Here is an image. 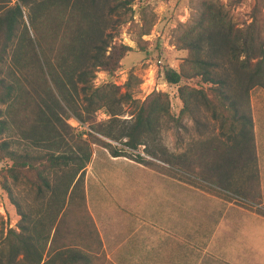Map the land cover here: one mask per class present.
<instances>
[{"label": "trees", "instance_id": "1", "mask_svg": "<svg viewBox=\"0 0 264 264\" xmlns=\"http://www.w3.org/2000/svg\"><path fill=\"white\" fill-rule=\"evenodd\" d=\"M11 1L0 0V10ZM132 1L126 0V4ZM67 7V3L58 7L57 13L61 14L54 15L56 20L47 24L49 31L44 25L34 24L38 46L28 31L25 33L13 53L14 83L2 76V69L16 38L21 4L0 14V103L10 101L9 120L0 117V134L12 131L24 138L52 141L56 145L34 155L10 149L9 141L0 143V160L4 161L1 185L20 216L16 227L9 225L1 231L0 264H97L99 258L105 257L85 191V172L92 154L90 144L112 146L105 138H126L124 147L111 148L114 156H128L171 176L191 174L218 190L229 191L231 173L251 164L255 167L256 183L253 186L249 182L244 194H238L250 204L258 203L261 193L248 95L254 87L264 88V0H251L249 20L241 25L224 5L207 1L178 36L177 44L187 54L178 68L164 64L162 75L166 82L179 84L183 102L180 113L192 111L194 104L202 102L219 121L221 136L219 139L215 135L208 136L204 149L184 150L178 154L162 143L163 121L173 119L168 95L162 91L154 90L145 100L135 101L136 114L130 119L118 117L121 111L108 112L110 117L106 120L96 119V110L107 100L116 98L119 89L115 83L95 86L96 71L115 73L125 55L134 48L104 40L88 57L87 44L93 37L89 19L82 6ZM66 14L69 17H65ZM150 30V27L144 29L141 35ZM218 55L228 58L238 81L235 89L229 82L228 68L219 72L218 63L211 59ZM84 59L88 60L89 67L78 75L85 101L83 109H79L73 101L72 89H76V83L72 75L76 62ZM161 62L159 58L157 64ZM46 72L64 103L50 85ZM194 77L208 86L204 88L201 84L197 88L181 84L183 78ZM133 78L137 75L131 71L127 83L131 85ZM140 82L138 78L137 83ZM120 96L137 100L129 90ZM64 115L88 123L89 130L76 132ZM60 116L63 120L57 122ZM139 145H145L149 159L139 155L141 153L134 157L132 150L137 151ZM69 165L73 166V172L53 187L46 172H57ZM8 177L23 178L40 193L44 186L48 187L52 194L46 206L31 217L14 196ZM258 210L264 214V209Z\"/></svg>", "mask_w": 264, "mask_h": 264}, {"label": "rangeland", "instance_id": "2", "mask_svg": "<svg viewBox=\"0 0 264 264\" xmlns=\"http://www.w3.org/2000/svg\"><path fill=\"white\" fill-rule=\"evenodd\" d=\"M207 1L209 2L212 0H133L131 4H126V0H12L0 10V14H6L10 8L15 7L17 4H21V15L18 17L16 26V38L12 42L6 61L3 64L2 76H4L8 82L11 81L14 83L13 53L17 45H19L24 39L27 31L31 35L36 46H38L34 33V24L44 25L47 28L50 20H56L53 18L54 15L57 17L60 16L61 12L57 13V10L61 4L67 3L68 7L77 4L78 6H82L86 18L89 19L91 30L93 31V37L87 44L88 50L86 54L88 57L95 52V47L103 43L104 40L111 41L112 43L115 42L117 44L124 43L131 45L134 48L125 55L122 59L121 66L115 71V73L109 74L103 69H98L96 71V78L94 79L95 86H100L105 83H115L119 87L118 92L116 93V98L107 100L101 108L96 110L94 113L96 119L98 121L106 120L110 117L108 112L119 111L121 112L117 114L118 117H121L122 119H130L136 114L135 101L145 100L154 90L162 91L168 95L171 114L173 115V119L168 118L163 121L160 131L162 143L175 154L184 150L192 149L193 151H198L199 149H204V147H207L206 139L209 138L208 136L215 135L218 136V139L221 137L219 135V121L212 117L211 111L202 102L194 104L192 106V111H188L185 114L180 113L183 102L179 94V84L166 82L162 75V68L164 64L176 68L180 66L187 51L178 46V36L184 32L186 25L190 24L192 19L197 15L198 9ZM213 1H216L229 9L233 14L234 21L240 25L249 20L248 13L251 6V0ZM67 16L68 14H66L65 17ZM148 27L151 29L150 33L141 35L142 31ZM47 30L49 31L48 28ZM218 56L211 59L214 63H218L217 68L220 70L219 72L222 73L228 68V71H230L228 79L233 86V89H235L238 81L234 72L230 68L231 65L228 58L225 55ZM159 58L162 62L157 64ZM75 65L76 68L74 69L75 71H73L74 74L72 75V80L76 83V89H72L74 92V95L72 96L77 107L83 109L81 107L84 106L85 103L84 94L81 89L82 83L79 82L78 75L82 70L89 67L88 60L84 59L82 61H77ZM131 71L137 75V78H133L130 85V83H127V79ZM46 75L50 85L57 93L60 100L64 103L47 72ZM62 76L65 77L64 72L62 73ZM138 78L141 79L140 83H137ZM181 84L200 88L202 83L199 77H194L183 78ZM202 86L206 88L208 84L204 83ZM127 90L131 92L133 99L137 100H125L120 96ZM252 90L256 94L257 91H264V88L257 86L249 90V103ZM9 102L10 101L0 103V117L6 120H9ZM67 109L70 111V108L67 107ZM63 117L75 128L76 132L80 131L76 126L78 119L66 115ZM61 120L63 119H61L60 116V119H57L56 121L58 122ZM84 124L88 126V123ZM105 140L110 142L112 146H105L103 143L90 144L92 152L90 162L93 160L92 164H94V170H92L94 174H92L93 176L91 175L89 181L90 186L94 184L95 187L97 180H100L101 183L110 185L116 181H121L120 183L126 185L125 179L122 176H129V183L134 187H131L128 194L123 195V192L120 191L118 193H113L112 190H110L112 194L111 198L115 199L117 203L137 198L139 200L143 199L144 202L141 200L143 203V207L141 208H143L142 210L144 211V214H154L158 220L167 219L166 224L170 220L176 224V227H180L181 225L184 227V225H186L187 232L190 231V228L192 227L191 225L194 221H196V224L200 222V229L193 228V238H195V235H199L201 238L202 233H200V230L207 224L208 231L210 232V243H212V250L214 251H217V240L221 243L229 242L238 246L241 253V250L243 249L241 244L243 242L251 245L248 247L247 255L244 254L241 257L242 259H237V255L232 256L231 260L232 258L234 259V262H232L225 259L227 257L225 255L216 256V259L210 256L208 262L205 264H237L239 261L241 264H264V247L260 246L255 239L253 240V238H250L245 241L236 238L231 239L227 232H222L225 235L222 238H218L219 233L217 234L218 231L216 224L222 211H219L220 209L216 207L215 198H212L213 200L210 199V213L208 215L204 213V216L201 214L199 217L196 215L194 216L192 212L191 214L188 213L184 220L183 211L176 206V199L172 201L174 197H170L168 194L165 195V193H158V189L152 191L151 187H144V184L142 185L143 187L137 186L138 183L134 181V179L137 176L147 177L148 171L143 170L139 166L135 167L132 164L123 165L122 162L114 163L109 161L110 157H128L124 155L114 156L111 152V148L121 149L124 147L123 142L126 138H122L121 140L105 138ZM3 141H9L10 149L15 150L16 152H28L34 155L44 153L45 151L56 147L52 141L37 142L33 137L24 138L20 134H16L12 131H6L0 134V143ZM144 146L145 145H139L137 151L132 150L135 158L138 153H141L139 155L145 159L150 158V155L147 153ZM3 166L4 161L0 160V171ZM71 172H73V166L69 165L65 168L59 169L57 172L49 170V172H46V175L49 178L50 184L54 187L61 184V179H67ZM179 175L177 177L183 180L184 175ZM231 175L229 191L219 193L217 192L218 189L211 187L209 183L207 184L205 181L203 182L202 187L206 188L212 193V195H214H211V197L217 195L223 196L226 201L233 202L235 205L244 208L242 210L247 212V209L250 208V203L242 199L239 194H244L248 188L249 182H251L253 186L256 183L255 167L251 164H247V166L235 169ZM1 180L0 172V235L3 227L9 225L16 227L17 221L20 219L16 206L11 203L6 190L1 185ZM7 182L10 185L14 196L21 203L22 208L31 217H34L39 209L46 206V203L52 194L51 190L46 186L43 187L44 189L41 193L38 192L36 186H33L23 178L14 180L13 178L8 177ZM150 183L151 186L152 182ZM193 184L196 186L201 185L200 179L194 178ZM252 189H254V187ZM164 192L166 191L164 190ZM236 193L239 194L237 195ZM103 194L104 193H102V196ZM105 194L107 200V197L109 198V196L106 192ZM117 207L118 206H115V208ZM225 208L223 210H226ZM235 230L237 233L242 232L241 225L236 224ZM246 232H248V237L249 233L250 236L255 233L252 229H248ZM257 233L258 232L255 234L257 235ZM94 254L99 257L96 253ZM238 255H240V253ZM97 264H111V262H106V258L102 256V258L98 259Z\"/></svg>", "mask_w": 264, "mask_h": 264}, {"label": "crops", "instance_id": "3", "mask_svg": "<svg viewBox=\"0 0 264 264\" xmlns=\"http://www.w3.org/2000/svg\"><path fill=\"white\" fill-rule=\"evenodd\" d=\"M250 104L261 197L258 203L249 204L250 208L247 209V212L233 202L226 201L223 196L211 197L212 193L202 187L204 181L200 180L201 185L199 186L194 185L195 177L191 174L184 175L182 180L177 176L149 168L129 157H110L109 161L122 162L123 165L132 164L148 171L149 177L137 176L134 179L138 183L137 186L151 187L152 191L158 189V193L174 197L172 201L176 199V206L183 211L184 220L187 214L192 212L194 216L199 217L201 214L204 216V213L208 215L210 199L215 198L216 207L222 211L216 224L218 238L225 235L222 232H227L231 239L245 241L253 238L260 246L264 247V214L258 210V208L264 209V91H257L255 94L252 90ZM92 161L87 165L85 172L86 202L100 235L101 250L105 253L106 262H111V264H194V262L195 264H205L210 256L216 259V256L225 255L227 256L225 259L234 262L233 258L231 260L232 256L237 255V259H242L244 254L247 255L248 247L251 245L245 242L241 244L242 253L238 246L229 242L221 243L219 240L216 243L219 253L212 250L213 245L210 243L207 224L201 229L202 232L200 230L201 238L199 235H195L193 238L192 231L200 229V222L196 224L194 221L188 231L190 233H188L186 225L176 227V224L170 220L166 224L167 219L158 220L154 214H144L143 208H141L143 199L137 198L117 203L115 199L111 198L110 190L113 193L120 191L123 192V195L128 194L131 187H134L129 183L130 177L122 176L126 185L120 183L121 181L110 185L97 180L95 187L94 184L90 186V177L94 174ZM150 182H152L151 186ZM105 192L109 196L107 200ZM217 192L222 193L224 190ZM102 193H104L103 196ZM115 206L118 207L115 208ZM224 208L226 210H223ZM236 224L241 225L242 232H236ZM248 229H252L255 233L258 232L257 235L254 233L250 236L249 233L248 237V232H246ZM239 253L240 255H238Z\"/></svg>", "mask_w": 264, "mask_h": 264}, {"label": "built area", "instance_id": "4", "mask_svg": "<svg viewBox=\"0 0 264 264\" xmlns=\"http://www.w3.org/2000/svg\"><path fill=\"white\" fill-rule=\"evenodd\" d=\"M80 130H89L88 126L81 121H77L76 125Z\"/></svg>", "mask_w": 264, "mask_h": 264}]
</instances>
